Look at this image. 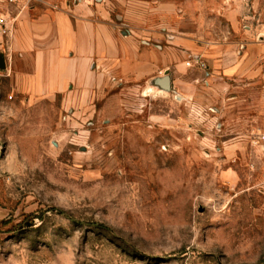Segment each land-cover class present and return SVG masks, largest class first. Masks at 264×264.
I'll list each match as a JSON object with an SVG mask.
<instances>
[{"label": "rangeland", "instance_id": "obj_1", "mask_svg": "<svg viewBox=\"0 0 264 264\" xmlns=\"http://www.w3.org/2000/svg\"><path fill=\"white\" fill-rule=\"evenodd\" d=\"M123 2L183 66L30 106L0 68V264H264V0Z\"/></svg>", "mask_w": 264, "mask_h": 264}, {"label": "crops", "instance_id": "obj_2", "mask_svg": "<svg viewBox=\"0 0 264 264\" xmlns=\"http://www.w3.org/2000/svg\"><path fill=\"white\" fill-rule=\"evenodd\" d=\"M116 1L13 2L16 6L11 10L15 12L7 25L10 35L3 42L5 52L0 53L11 82V98L30 106L51 102L68 89L88 95L96 74L104 78L111 65L121 66L125 59L133 73L150 76L171 64L183 66L181 55L172 47L143 46V39L136 38L138 32L127 21L128 15L121 16L123 22L118 19V2H124ZM148 38L145 40L151 42ZM176 44L189 49L191 41L182 34L176 36ZM263 44L264 36L259 43L247 45L248 53Z\"/></svg>", "mask_w": 264, "mask_h": 264}, {"label": "built area", "instance_id": "obj_3", "mask_svg": "<svg viewBox=\"0 0 264 264\" xmlns=\"http://www.w3.org/2000/svg\"><path fill=\"white\" fill-rule=\"evenodd\" d=\"M10 2H17L20 0H9ZM0 25L2 27L3 32H5L8 28H7V24H5V19L3 17H0Z\"/></svg>", "mask_w": 264, "mask_h": 264}, {"label": "water", "instance_id": "obj_4", "mask_svg": "<svg viewBox=\"0 0 264 264\" xmlns=\"http://www.w3.org/2000/svg\"><path fill=\"white\" fill-rule=\"evenodd\" d=\"M5 67V62H4V58H3V56L2 55H0V68H4ZM163 85L164 86H167L168 84H167V82L166 81H163Z\"/></svg>", "mask_w": 264, "mask_h": 264}]
</instances>
